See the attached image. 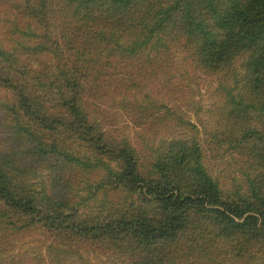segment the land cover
<instances>
[{
    "label": "trees",
    "instance_id": "1",
    "mask_svg": "<svg viewBox=\"0 0 264 264\" xmlns=\"http://www.w3.org/2000/svg\"><path fill=\"white\" fill-rule=\"evenodd\" d=\"M0 29V264H26L32 230L60 243L52 264L66 244L114 264H264V0H0ZM176 48L233 75L226 133L247 165L232 191L195 124L140 147L102 117L119 100L167 109L154 95Z\"/></svg>",
    "mask_w": 264,
    "mask_h": 264
},
{
    "label": "rangeland",
    "instance_id": "2",
    "mask_svg": "<svg viewBox=\"0 0 264 264\" xmlns=\"http://www.w3.org/2000/svg\"><path fill=\"white\" fill-rule=\"evenodd\" d=\"M173 56L176 60L172 70L168 75L161 74L157 80L163 81L168 77L170 84H165L166 86L162 84L155 89L156 96L153 94L156 103L163 101L162 103L169 109L157 106L151 114L140 116L136 110L130 114L119 100L112 108H108L106 115L102 117L114 123L112 125L116 130L113 135L122 133L124 136L128 135L127 138L135 137L140 147L144 146L143 138H150L155 142L161 137L191 136L195 131L185 123L189 121L197 126V133L205 148V165L222 187L232 191L237 184L245 185L242 171L247 165L246 160L231 149L230 140L233 136L226 133L228 114L224 108H228L226 104L229 103V95L225 88L232 87L233 75L201 70L178 48L174 49ZM243 62L238 61L235 69L243 71ZM106 103H109V100ZM168 110L173 111V114H167ZM132 120L133 122L129 124L128 122ZM0 134H3V131ZM42 174L47 175L46 170H43ZM117 197L116 193H109L105 197L106 200L102 198L101 202L109 203ZM17 238L20 240L17 245L15 244L16 258H20L19 260L25 261L26 264H52L49 260L51 256L49 250L51 247L60 246L56 240L53 241L36 230L24 232ZM81 251L82 248L76 244L64 245L60 251L58 264H114L113 260L105 255L97 257L98 254H87L85 250L82 251L84 257H81Z\"/></svg>",
    "mask_w": 264,
    "mask_h": 264
}]
</instances>
